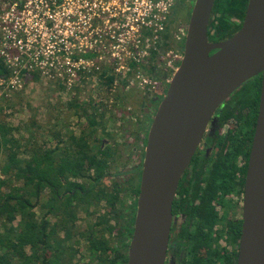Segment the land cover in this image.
<instances>
[{
	"label": "trees",
	"instance_id": "16d2710c",
	"mask_svg": "<svg viewBox=\"0 0 264 264\" xmlns=\"http://www.w3.org/2000/svg\"><path fill=\"white\" fill-rule=\"evenodd\" d=\"M247 1H214L210 21L213 34L209 40L226 39L239 29ZM175 2L163 21V30L154 32L152 28H145L142 31V48L147 40L152 43L147 54L127 59L131 71L140 70L147 78L156 75L160 82L156 90L161 96L135 93L141 98V108L145 101L151 103L156 96L160 100L166 88L162 87L163 78H170L180 62L177 60L172 69L158 72L165 65L162 61L165 52L174 47L181 55L183 51V42L177 41ZM113 42L115 38L108 40L106 59L99 58L105 54L97 49L83 55L92 65L79 73L74 87L76 95L68 103L78 116V131L69 129L68 123L52 115L49 132L54 144L50 148L44 144L42 125L35 114L20 125L5 120L6 111L15 105L13 99L20 93H7L0 86V264H127L134 201L139 188L133 180L125 181V175H113L117 142L109 140L104 144L106 136L96 135L99 127L106 130L107 111L114 128L126 118L118 113L122 107L113 112L115 108L111 107L117 104L108 100L110 96L114 102L121 100L125 105L128 101L122 95L127 96L138 85L133 72L117 71V62L109 50ZM38 73L24 76L25 84L29 79L39 81ZM0 77L7 78L1 59ZM88 89L96 97L89 94L88 99H81L80 92ZM231 97L234 98L230 105L241 121L239 129L249 140L248 149L259 101V77L247 80ZM148 122L143 118L142 125L146 127ZM141 123L137 119L133 126L121 125L120 129H125L122 135L134 137L133 131L127 129L136 125L144 128ZM62 126H65L64 133ZM106 170L111 174L109 182Z\"/></svg>",
	"mask_w": 264,
	"mask_h": 264
},
{
	"label": "water",
	"instance_id": "95a60500",
	"mask_svg": "<svg viewBox=\"0 0 264 264\" xmlns=\"http://www.w3.org/2000/svg\"><path fill=\"white\" fill-rule=\"evenodd\" d=\"M215 0H193L183 51L150 121L127 264H164L178 180L215 110L261 74L244 187L238 264H264V0H248L240 28L211 42Z\"/></svg>",
	"mask_w": 264,
	"mask_h": 264
},
{
	"label": "built area",
	"instance_id": "2783aa9c",
	"mask_svg": "<svg viewBox=\"0 0 264 264\" xmlns=\"http://www.w3.org/2000/svg\"><path fill=\"white\" fill-rule=\"evenodd\" d=\"M173 1L0 0V59L7 69V78L1 77L0 86L5 91L21 90L24 76L37 71L40 77L63 84L69 91L76 86L79 73L92 65L83 55L97 49L105 54L99 58L106 59V47L112 38L116 42L109 50L117 62V71L133 72L135 78L147 83L140 70L135 73L127 67V59L147 54L152 43L147 40L142 48V31L163 30ZM104 29L106 45L98 37ZM90 33L95 42L83 44ZM167 55L164 66L172 69L181 54Z\"/></svg>",
	"mask_w": 264,
	"mask_h": 264
},
{
	"label": "flooded vegetation",
	"instance_id": "af4514ba",
	"mask_svg": "<svg viewBox=\"0 0 264 264\" xmlns=\"http://www.w3.org/2000/svg\"><path fill=\"white\" fill-rule=\"evenodd\" d=\"M192 1L176 0L175 2L176 17L177 9L180 7L181 11L183 10L184 22L177 32L178 42H184L183 32L186 33ZM211 18L212 11L207 27L208 40L213 34V28L210 25ZM235 20L240 22L239 19ZM257 76L259 77L260 94L261 74ZM162 87H167V83ZM239 88L240 86L237 90ZM234 93L215 110L189 164L179 177L171 206V223L164 264H238L243 224L244 187L252 138L247 149L246 145L249 140L239 129L241 121L236 116L237 112L232 109L231 102L228 101ZM157 95L161 96L162 93ZM156 98L151 103L156 104L157 107L159 101ZM118 124L121 126V122ZM128 124L134 125L127 121L126 125ZM111 130L109 132H114V129ZM141 130L142 127L134 129L132 132L134 137L130 136L129 140V135H126L125 138L122 137L125 142L121 141L126 147L127 143L132 141L133 144L130 145L128 153L131 152L135 161L133 163L128 161L121 170L116 169L112 172L113 175L118 176L120 174L128 177L133 175L132 180L138 188L144 140L146 142L147 136L139 134ZM109 132L106 133V142L103 139L104 144H107L109 140L116 142V137ZM128 165L131 167L129 168ZM108 173L106 170V174ZM138 173L139 178L135 181L134 176ZM110 176L111 174L107 176V182ZM138 194L134 201L135 213ZM126 201L129 202V199ZM134 217L135 214L132 217V231ZM131 236L132 233L129 242Z\"/></svg>",
	"mask_w": 264,
	"mask_h": 264
},
{
	"label": "rangeland",
	"instance_id": "374dc122",
	"mask_svg": "<svg viewBox=\"0 0 264 264\" xmlns=\"http://www.w3.org/2000/svg\"><path fill=\"white\" fill-rule=\"evenodd\" d=\"M173 3H174V1H173ZM182 11H181L180 7L177 9V18H178V25H177L178 30H177V32H179V28L181 26H183V24H184L183 19H182ZM92 28L93 27H90L89 31H91ZM96 31H97V29H96ZM105 33H106V30L104 29L103 31H99V34H101V35L103 34L102 36H98V35H96V36H98L99 39H101V42L105 43V45H106V35H104ZM89 37H91V39H89ZM86 42L87 43H89V42L94 43L95 42L91 33L88 34L87 38L83 39V44H85ZM170 50H172V52H169ZM170 50L162 56L163 62L164 61L167 62V59H168L167 54L168 53H171V54H174L176 52L180 53L177 47H174ZM162 65H163V63H162ZM163 71H167V68L165 66H160L158 72L163 73ZM168 74H169V72H168ZM172 74L173 73H171L170 75H172ZM0 79H1V77H0ZM137 80H138L137 87H135L134 90H132V92L127 93V96L122 95V97H124L126 99V101H128V102H124L125 105H122L123 102H121V100H120V102H114V99L112 98V96H110V98L108 99L112 102V104H115V103L117 104L115 107H111V109L115 108V109H113V112H116L115 110L117 109V107L123 108L121 111H118L120 116H126L124 121L121 120V125H123V126H125L127 124V121L132 122L134 124V122L137 121V119L140 122H142L141 125L143 124V118H144V120H146V123L148 121H151L153 116H154V113L156 111V110L154 111V109L157 108L156 104L152 105V103H150L148 100L143 103V105H142L143 108H141L140 107V99L141 98H139L137 95H135L136 92H139V96H145L146 94H147V96H150L152 94L153 95L154 94H160V92H158L156 90L157 85L160 83L157 76L153 75L149 78H146L147 83H144L141 79H137ZM168 80H169V78H163L162 84L168 83ZM72 85H74V83ZM74 87L75 86H73L72 89H70L69 91H66L67 92L66 95H69V93L70 94L74 93L72 95V97H74L76 95ZM88 87H90V86H88ZM63 88H66V86L63 84L55 83L54 81H49V80L44 79L42 77L39 79V81H36V82L29 79V81H27L26 84H25V80H24V86L21 90L6 91L7 93L8 92L9 93L19 92L20 94H19V97L13 99L15 101V105L11 109L6 111L5 120L10 124L20 125L22 123L24 124L25 122H28L29 119L32 117V115L35 114V119L42 125L41 131L43 132L44 138H45V139H43V140H45L44 144H46L45 146L47 148H50L54 144V142L51 138V133L49 132V129H50L49 120L52 118V115L59 118L61 122L65 123V124L68 123L69 129H71L75 132L78 131L77 130L78 124L76 123L78 121V116L76 114H73L72 110H70V108L68 107V104H67L68 101H66L67 99L64 100V99L60 98V96L64 97V94L61 93ZM2 91H4V90L2 89ZM64 91L65 90H63V92ZM115 91H117V90L115 89ZM147 92H149V93H147ZM89 94H90V96H93L94 98L96 97L95 93L93 91H91V89H88L86 92L85 91L80 92V98L81 99H88ZM1 95H2V93L0 92V96ZM72 97H69L68 100H71L70 98H72ZM233 98L230 97L228 99V101L231 102ZM106 113L107 114H106V121H104L105 122L104 128L107 131L114 129V132H112V134L116 137L115 139L117 142V143H115L116 144L115 145L116 158L114 161V167H112V172H114L116 169L121 170L128 163V161L133 163L135 161V157L131 156V152L128 153L130 145L133 144L132 141H129L127 143L128 144L127 147L124 146L121 142V141H124V139L122 138L123 135L126 136V134L122 135V132L125 129L121 130L118 122H117L116 128H114L111 125L110 117L108 118V116H110L109 112L107 111ZM131 126H133V125H131ZM64 127L62 126V132L63 133L65 131ZM102 128L103 127H99L97 129V134H96L97 136H104V135L106 136V130L103 131ZM137 128L138 127H131V128H128V129L126 128V129L134 132V129H137ZM147 132H148V130H147V126H146V127L142 128L141 131H139V134L147 135ZM106 137H105V140H106ZM99 138L102 139V137H99ZM128 139L130 140V137ZM142 151H143V148H142ZM128 167L130 168L131 165H128ZM134 177L136 178L135 181H137L139 178V173ZM132 179H133V175H130L129 177L125 175V177H124L125 181H131ZM127 199H129V198L127 197L126 200Z\"/></svg>",
	"mask_w": 264,
	"mask_h": 264
},
{
	"label": "crops",
	"instance_id": "0c3cea01",
	"mask_svg": "<svg viewBox=\"0 0 264 264\" xmlns=\"http://www.w3.org/2000/svg\"><path fill=\"white\" fill-rule=\"evenodd\" d=\"M63 90H64V89H63ZM63 90H62L61 93L64 94V97H63V96H60V98H62V99H64V100L67 99V97H68V98H69V97H72V95L74 94V93H71V94L69 93V95H66L67 92H66V91L63 92ZM66 101H68L67 104H68L69 102H71V100H68V99H67Z\"/></svg>",
	"mask_w": 264,
	"mask_h": 264
}]
</instances>
